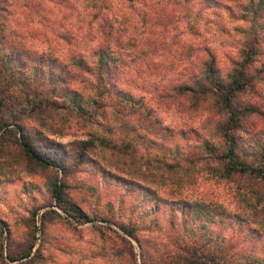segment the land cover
<instances>
[{
    "label": "rangeland",
    "instance_id": "obj_1",
    "mask_svg": "<svg viewBox=\"0 0 264 264\" xmlns=\"http://www.w3.org/2000/svg\"><path fill=\"white\" fill-rule=\"evenodd\" d=\"M154 1L0 0V97L5 102L0 123L9 124L0 128L1 243L4 256L18 259H4L7 264H183L181 257L206 264H264V187L256 178L226 177L217 158L206 152L220 145L215 114L163 97L197 65L195 47L201 39L225 70L240 37L234 27L244 24L229 17L228 0H188L173 7L171 0H159L153 15L147 6ZM232 6L237 8L235 2ZM101 28L106 43L114 44L109 78L140 110L128 116L132 103L125 102L127 119L111 115L136 124L134 134L120 129L107 108L95 125H88L87 115L86 121L70 116L67 123H53L45 116L60 118L64 110H42L39 102L30 107L25 98L26 93L42 101L58 93L44 73L35 75L44 57L66 67L57 89L80 87L67 75L72 68L84 73L70 60L88 57L101 42ZM259 89L252 99L264 108L260 82ZM71 93L55 98L59 107ZM263 128L264 116L244 124L237 135L241 160L258 161ZM87 131L110 137L152 166L139 163L138 175H131L124 166L102 160L96 150L89 156L87 144L80 143H87ZM22 137L50 154L56 166L44 167L23 155L16 144ZM175 157L180 168L157 169ZM54 181L93 223H81L55 206L49 189Z\"/></svg>",
    "mask_w": 264,
    "mask_h": 264
},
{
    "label": "trees",
    "instance_id": "obj_2",
    "mask_svg": "<svg viewBox=\"0 0 264 264\" xmlns=\"http://www.w3.org/2000/svg\"><path fill=\"white\" fill-rule=\"evenodd\" d=\"M130 4H133L136 0H127ZM170 1V0H169ZM188 0H171L170 3L167 1L166 6L171 5L177 6L178 3ZM227 1V0H226ZM230 4L225 3V7L228 9L229 17L235 22H243V28L235 26L234 29L238 32V39L232 46V50L228 53V67L222 70L218 65V55L211 49L204 40H200L196 48L199 53V59L197 65L189 73L184 76L177 78V83L172 85L167 90L163 97L172 98L173 100H182L184 106L190 108L205 107L214 116L218 117L217 125L215 128L216 136L219 141V146L206 151L209 155L216 157L219 165L220 172L226 177L239 176L246 178H256L258 183L264 187V152L258 151L256 155L259 157L256 159L257 162H247L240 159L238 153L239 146L237 143V135L242 132L244 124H246L252 116H258L262 118L264 116V108L260 107L254 102L252 97H257L259 89V82L264 85V0H228ZM236 1H240L239 4ZM218 2V1H215ZM232 2L236 3L237 8L232 6ZM160 1L150 3L147 7L153 15L156 14ZM183 4V3H182ZM181 6V5H180ZM186 8V5L183 4ZM241 10L242 13H238ZM178 11V10H177ZM183 16L186 17L188 12L186 9H182ZM160 13V12H159ZM158 13V14H159ZM176 13V11H175ZM240 16V17H238ZM248 24V26H247ZM101 42L100 44L90 50L88 57L78 55L71 58V63L74 67L81 71L83 74H78L75 69H70L67 76L72 77V82L77 84L80 82V87H73L68 89H57L59 83H63L65 76V66L55 65L54 60H48L44 57L40 60V72L35 75L40 76L44 73V77L51 81L52 88L58 90L55 97L47 96L41 101L36 100L35 96L28 95L25 93V98L31 103L30 107L34 104L41 103V109L50 108L55 114L59 111L58 109L64 110L63 117H56L53 114H48L47 119L52 120L53 123L60 119L67 123L69 117L79 118L86 121L88 117V125H95L97 117L103 113L104 109H108L109 115L114 119L115 124L120 129L134 132L138 129V126L130 121H119L113 116H120L123 119H127L124 115L126 113V104L131 102L127 108L128 116H134L136 113L139 114L140 110L137 106H133L135 99L124 97L126 94L122 88L116 86V84L109 78L110 76V50H113L112 43H106L104 39L106 32L104 28H101ZM196 34V32H194ZM193 51L194 48L190 47ZM42 58V57H41ZM47 59V60H45ZM79 77H81L79 79ZM35 78V76H31ZM58 83V84H57ZM63 90V91H62ZM71 96L68 102L61 101L60 107L56 99L59 98L60 94H66L71 92ZM54 98V99H53ZM56 98V99H55ZM87 105V114L85 113V105ZM82 100V102H81ZM4 99L0 97V112L3 110ZM98 110V111H97ZM100 110V111H99ZM113 114V116L111 115ZM87 115V117H86ZM148 115V114H147ZM38 119H40L38 117ZM118 122V124H117ZM158 123V121H154ZM9 124L7 122H1L0 128L3 129ZM264 131V128L262 129ZM20 131V130H19ZM87 143L80 141L81 144H87V153L90 150H96L97 154L101 156L102 160L110 161L112 165L116 167H125L131 175H138L139 170L135 169L136 165H147L152 166L153 162L150 159L145 160L143 157L135 156L130 153L128 148L125 146H118L109 137H101L87 131ZM16 144L21 148L22 154L27 156L30 160L35 161L41 166H56L50 154L42 153L34 148L29 140L22 137L20 140L16 139ZM264 147V146H263ZM127 149V150H126ZM81 153L83 150H81ZM88 155L90 156V154ZM116 156L125 157L122 160ZM116 158V160H113ZM131 158L132 160H128ZM175 160L173 163H165L161 165L162 171H175L182 166L181 161ZM158 163L161 161L156 160ZM161 164V163H160ZM149 167H147L148 169ZM144 175V174H143ZM174 174H171V179ZM161 179L164 177L160 175ZM49 189L53 199L55 200V206L64 212L67 216H70L81 223H93L94 219L90 218L83 210L71 203L69 199L64 195L62 185L57 181L50 183ZM260 201L263 199L259 198ZM261 203V202H260ZM124 233L136 240L134 232L130 229L124 228ZM5 233V229L0 224V259L4 264H7L4 259L16 262L18 259H14L13 256L7 254L4 256L2 249L1 238ZM28 257L29 254H24ZM183 264H206L197 257L195 259L181 257ZM0 260V261H1Z\"/></svg>",
    "mask_w": 264,
    "mask_h": 264
}]
</instances>
